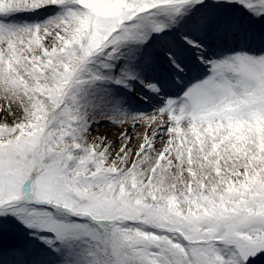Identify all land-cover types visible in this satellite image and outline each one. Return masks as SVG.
<instances>
[{
  "label": "snow or ice",
  "instance_id": "1",
  "mask_svg": "<svg viewBox=\"0 0 264 264\" xmlns=\"http://www.w3.org/2000/svg\"><path fill=\"white\" fill-rule=\"evenodd\" d=\"M0 264H264V0H0Z\"/></svg>",
  "mask_w": 264,
  "mask_h": 264
}]
</instances>
